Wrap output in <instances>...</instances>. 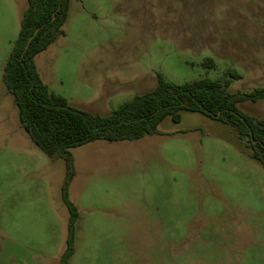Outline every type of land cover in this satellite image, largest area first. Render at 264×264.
<instances>
[{
  "label": "rangeland",
  "instance_id": "1",
  "mask_svg": "<svg viewBox=\"0 0 264 264\" xmlns=\"http://www.w3.org/2000/svg\"><path fill=\"white\" fill-rule=\"evenodd\" d=\"M1 5L0 264H60L65 162L20 127L3 72L28 5ZM63 30L36 66L53 93L88 112L109 115L155 89L158 74L183 84L233 69L242 78L231 92L264 86V0H72ZM207 58L214 69L202 67ZM239 107L264 119V99ZM158 130L72 150L79 220L69 264H264V168L246 141L199 113Z\"/></svg>",
  "mask_w": 264,
  "mask_h": 264
},
{
  "label": "trees",
  "instance_id": "2",
  "mask_svg": "<svg viewBox=\"0 0 264 264\" xmlns=\"http://www.w3.org/2000/svg\"><path fill=\"white\" fill-rule=\"evenodd\" d=\"M72 0H28L19 35L3 72L7 93L18 109L20 127L29 140L52 160L65 162L62 198L69 210L67 247L60 264H69L75 253L79 210L69 198L76 176L72 150L96 141L119 143L139 141L159 133L168 117L181 121L182 112L203 114L231 127L252 157L264 168V119L243 112L239 105L264 99V86L251 92H231L233 81L241 80L237 71L228 69L222 79L200 78L175 84L158 74L157 87L125 101L107 116L94 115L69 104L53 93L42 80L36 57L61 36ZM204 69L216 62L207 58Z\"/></svg>",
  "mask_w": 264,
  "mask_h": 264
},
{
  "label": "crops",
  "instance_id": "3",
  "mask_svg": "<svg viewBox=\"0 0 264 264\" xmlns=\"http://www.w3.org/2000/svg\"><path fill=\"white\" fill-rule=\"evenodd\" d=\"M14 2H15V0H0V5L1 4H3V5H1L4 9L6 8L7 10H9V11H11V9H15V7H14ZM27 5H28V0H27ZM28 7V6H27ZM23 9H24V7H23ZM22 9V10H23ZM27 9V8H26ZM26 9L24 10V11H22V13L20 14V22L22 21V19H23V16H24V13H25V11H26ZM20 27H21V23H20ZM158 85V84H157ZM157 87V86H156ZM155 87V88H156ZM154 90V89H153ZM152 91V90H151ZM150 92V91H149ZM136 96V95H135ZM259 102V101H258ZM255 103V102H254ZM243 104V103H242ZM241 105V104H240ZM82 110V109H81ZM83 111H85V110H83ZM86 112H88V111H86ZM89 113H92V114H94V115H97V114H99L98 113V111H92V112H89ZM111 114V113H110ZM100 115V114H99ZM103 116H107V115H103Z\"/></svg>",
  "mask_w": 264,
  "mask_h": 264
}]
</instances>
